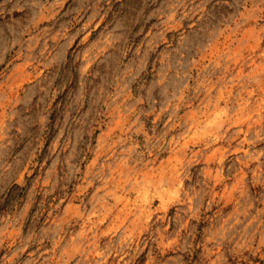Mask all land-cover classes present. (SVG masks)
<instances>
[{
	"label": "rangeland",
	"instance_id": "obj_1",
	"mask_svg": "<svg viewBox=\"0 0 264 264\" xmlns=\"http://www.w3.org/2000/svg\"><path fill=\"white\" fill-rule=\"evenodd\" d=\"M0 264H264V0H0Z\"/></svg>",
	"mask_w": 264,
	"mask_h": 264
}]
</instances>
